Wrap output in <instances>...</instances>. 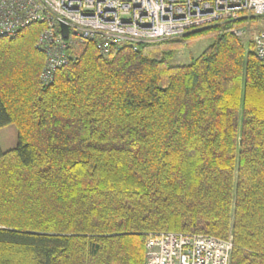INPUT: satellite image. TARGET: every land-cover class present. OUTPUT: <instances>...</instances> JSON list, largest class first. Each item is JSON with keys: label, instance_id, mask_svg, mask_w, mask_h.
<instances>
[{"label": "trees", "instance_id": "obj_1", "mask_svg": "<svg viewBox=\"0 0 264 264\" xmlns=\"http://www.w3.org/2000/svg\"><path fill=\"white\" fill-rule=\"evenodd\" d=\"M262 19L107 55L86 41L48 82L40 23L0 36V128L17 130L0 149V264H143L161 231L231 238L230 264H264V66L234 32Z\"/></svg>", "mask_w": 264, "mask_h": 264}, {"label": "built area", "instance_id": "obj_2", "mask_svg": "<svg viewBox=\"0 0 264 264\" xmlns=\"http://www.w3.org/2000/svg\"><path fill=\"white\" fill-rule=\"evenodd\" d=\"M244 12L264 16V0H0V34L11 35L31 23L42 25L34 46L53 61L43 66L42 76L71 59V46L92 40L99 31L118 35L117 40L98 43L100 54L119 47L126 36L135 42L175 37L193 28L234 21ZM62 24L67 36L60 33ZM252 29L254 50L264 65V25ZM240 27L238 35L244 34ZM144 264H230L231 238L201 233H148Z\"/></svg>", "mask_w": 264, "mask_h": 264}, {"label": "rangeland", "instance_id": "obj_3", "mask_svg": "<svg viewBox=\"0 0 264 264\" xmlns=\"http://www.w3.org/2000/svg\"><path fill=\"white\" fill-rule=\"evenodd\" d=\"M264 25V19L260 20L257 25ZM256 27V26H255ZM248 30V29H247ZM246 36L244 38L245 43L249 40L252 30L246 32ZM210 36H203L196 40H192L189 42V45L182 44L176 48V52L174 56L168 60L169 64H182L190 61L192 57L197 56L199 53L203 51V49L210 43ZM17 141V130L13 124H9L7 126L0 128V149L6 150L15 146ZM162 232V231H161Z\"/></svg>", "mask_w": 264, "mask_h": 264}, {"label": "bare ground", "instance_id": "obj_4", "mask_svg": "<svg viewBox=\"0 0 264 264\" xmlns=\"http://www.w3.org/2000/svg\"><path fill=\"white\" fill-rule=\"evenodd\" d=\"M252 15H253L252 13L244 12L243 14L240 15L239 18H241V17L249 18V17L252 16ZM239 18H238V19H239ZM236 20H237V19H236ZM219 23H224V22H218V23H216V24H219ZM65 26H66V25H65ZM206 26H209V25H204V26H201V27H199V28L206 27ZM242 28L245 29L244 34L238 35V34H239L238 31H239L240 27L235 28L234 32H235V34H236L237 36L243 38V37L246 36V34H247L246 32H248V31L250 30L251 27H250L249 25H243ZM195 29H196V28L189 29V30L185 31L184 33L180 34L179 36H181V35H183V34H185V33H187V32H190V31H192V30H195ZM247 29H248V30H247ZM60 33H61V35H62L63 37H66V36H67V33L64 34V32H63L62 29L60 30ZM15 34H16V33H12V34L9 35V36H13V35H15ZM0 36H6V35H2V34H0ZM7 36H8V35H7ZM37 36H38V35H37ZM175 37H177V36H175ZM175 37H158V38H155V39L148 40L147 43H148V42L161 41V40H165V39H168V38H175ZM249 38H250L251 43L253 44V41H254V40L252 39V33H251V35H250ZM36 39H37V38H36ZM132 39H133V38H132L131 36H126L125 39L121 40V42L123 43V42L126 41V42H132V43H134L135 41L132 40ZM111 40H117L116 44H118V35L115 36V35H113V34L106 33L105 31H102V30H101V31H99V32L97 33L96 37H93L92 40H89V41H93V42H95L96 48H97L98 51L100 52V47L98 46V43L101 44V43H103V42H108V41H111ZM85 42H86V41H85ZM82 43H84V42H82ZM82 43H79V44H82ZM136 43H139V42H136ZM253 50H254V46H253ZM254 53H255L256 57L258 58V60L260 61V63L263 65L261 55L258 54L255 50H254ZM65 64H66V63H65ZM43 66H45V67H47V68H55V67H56V64L54 65V62H53V61H45ZM62 66H63V65H62ZM62 66H61V67H62ZM263 66H264V65H263ZM42 70H43V68H42ZM42 70H41V73H40V78H41V80H42L43 82H48L49 80H51L52 77H50V76H47V77H43V76H42ZM162 232H177V233H183V234H196V233H187V232H181V231H162ZM205 235H210V234H205ZM210 236H214V235H210ZM214 237H216V236H214ZM217 238H220V237H217ZM221 239H227V238H221ZM146 260H147V249H146V247L144 246V261H143V264L146 262Z\"/></svg>", "mask_w": 264, "mask_h": 264}, {"label": "water", "instance_id": "obj_5", "mask_svg": "<svg viewBox=\"0 0 264 264\" xmlns=\"http://www.w3.org/2000/svg\"><path fill=\"white\" fill-rule=\"evenodd\" d=\"M62 30H63L64 34L67 33V27L64 24H62Z\"/></svg>", "mask_w": 264, "mask_h": 264}]
</instances>
